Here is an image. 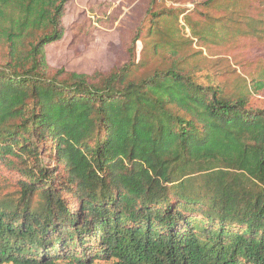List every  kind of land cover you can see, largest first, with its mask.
I'll use <instances>...</instances> for the list:
<instances>
[{
	"label": "trees",
	"instance_id": "obj_1",
	"mask_svg": "<svg viewBox=\"0 0 264 264\" xmlns=\"http://www.w3.org/2000/svg\"><path fill=\"white\" fill-rule=\"evenodd\" d=\"M72 1L0 0V175L18 177L0 197V264H264V108L185 59L140 76L142 28L118 68L53 69ZM162 1L145 36L165 43L186 11ZM213 3L192 16L219 21ZM119 18L74 22L70 49Z\"/></svg>",
	"mask_w": 264,
	"mask_h": 264
},
{
	"label": "rangeland",
	"instance_id": "obj_2",
	"mask_svg": "<svg viewBox=\"0 0 264 264\" xmlns=\"http://www.w3.org/2000/svg\"><path fill=\"white\" fill-rule=\"evenodd\" d=\"M205 1H162L161 8L186 11L179 18V26L184 27L183 32L170 34L177 27L171 22L166 25V34L170 35L164 38L170 43L165 44L162 36L155 41L145 36L148 0H73L63 21L66 28L64 38L47 47V62L53 69L64 68L69 72H109L129 61L131 41L135 32L142 28V39L135 46V62L140 64V76L167 68L173 58L185 59L187 67H205L220 74V81L230 93L250 94L253 104L264 108V85H257V92L251 90L253 78L264 79V3L234 0L225 3L224 0H214L211 11L219 10L216 15L222 19L199 21L198 17L192 16L191 11L195 4ZM91 8H94L95 13L90 12ZM114 10L120 12L114 28L100 26L95 41L89 47H80L77 51L70 49V27L74 22H81L85 17L104 19ZM185 15L193 20L185 21ZM188 22L193 24L195 32L199 34L198 39L186 25ZM17 180L16 175L3 171L0 175V197L15 193Z\"/></svg>",
	"mask_w": 264,
	"mask_h": 264
}]
</instances>
